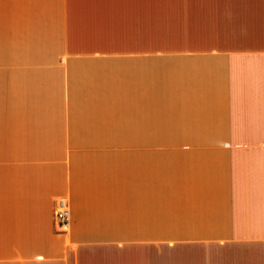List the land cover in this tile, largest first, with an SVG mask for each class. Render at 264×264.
Masks as SVG:
<instances>
[{"label": "crops", "instance_id": "1", "mask_svg": "<svg viewBox=\"0 0 264 264\" xmlns=\"http://www.w3.org/2000/svg\"><path fill=\"white\" fill-rule=\"evenodd\" d=\"M0 264H264V0H0Z\"/></svg>", "mask_w": 264, "mask_h": 264}, {"label": "built area", "instance_id": "2", "mask_svg": "<svg viewBox=\"0 0 264 264\" xmlns=\"http://www.w3.org/2000/svg\"><path fill=\"white\" fill-rule=\"evenodd\" d=\"M70 206L65 198H59L56 202L54 215L59 225H67L70 218Z\"/></svg>", "mask_w": 264, "mask_h": 264}]
</instances>
